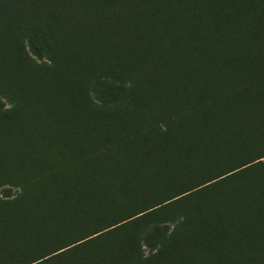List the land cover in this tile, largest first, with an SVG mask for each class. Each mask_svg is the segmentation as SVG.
Returning <instances> with one entry per match:
<instances>
[{
    "label": "rangeland",
    "instance_id": "rangeland-1",
    "mask_svg": "<svg viewBox=\"0 0 264 264\" xmlns=\"http://www.w3.org/2000/svg\"><path fill=\"white\" fill-rule=\"evenodd\" d=\"M189 1L0 0V264L239 262L205 230L264 207V6Z\"/></svg>",
    "mask_w": 264,
    "mask_h": 264
},
{
    "label": "trees",
    "instance_id": "trees-1",
    "mask_svg": "<svg viewBox=\"0 0 264 264\" xmlns=\"http://www.w3.org/2000/svg\"><path fill=\"white\" fill-rule=\"evenodd\" d=\"M107 3L113 2L115 0H101ZM201 1L207 5L206 10L200 12L196 16L198 24L201 29L209 31L214 36H218L222 31L224 34H233L230 30L234 23L243 13L244 7L240 6L238 9L236 6L246 4L245 0H190L189 4L193 6L198 4L199 8L206 7ZM258 5L264 6V0H254ZM214 8L215 18L211 19L210 11ZM194 19V18H193ZM189 19V20H193ZM234 32L235 29L233 28ZM206 38H209V34H205ZM117 65L114 64H98L93 65L89 69L90 73H87V80L90 84L92 79L97 80L99 78L98 71L105 70L106 76L112 77L111 72L117 71ZM120 70V69H118ZM81 72H84L82 70ZM86 76H79L77 79V88L79 93H83L87 87L82 90V82L86 79ZM97 76V77H96ZM76 84V86H77ZM85 96V93L83 97ZM240 172V171H239ZM236 172L235 174H237ZM240 172L236 176L240 175ZM226 178V177H225ZM245 185L243 183L239 184L238 187L228 194L229 199L237 198L241 196ZM209 226L213 227V224L209 222ZM219 229L216 234L212 233L208 229L205 230L210 235L209 245L217 243L222 247L223 251L229 254L232 258L237 259L239 262L237 264H264V258L260 259L258 255H264V207L261 203L256 202L254 199H250L245 204L236 206L235 215L229 216L224 215L221 218V222L218 223ZM217 238L220 244L214 239ZM232 243H231V242ZM230 242V247L225 248ZM261 253V254H260Z\"/></svg>",
    "mask_w": 264,
    "mask_h": 264
}]
</instances>
